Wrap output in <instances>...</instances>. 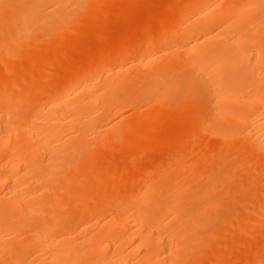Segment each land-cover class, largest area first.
Instances as JSON below:
<instances>
[{
    "label": "bare ground",
    "instance_id": "bare-ground-1",
    "mask_svg": "<svg viewBox=\"0 0 264 264\" xmlns=\"http://www.w3.org/2000/svg\"><path fill=\"white\" fill-rule=\"evenodd\" d=\"M94 2L0 0V264H187L192 245L202 238L196 237L201 227H195L204 226L208 216L219 215L210 207L218 205L224 190L220 197H204L209 188L204 186L241 177L245 182L243 175L251 170L248 179L263 189L257 190L259 194L248 192L249 203L255 205L249 209L264 210V0H185L170 8L172 14L165 19L153 18L160 26L151 29L148 21L141 22L139 32H145L132 48L124 44L133 33L120 34L113 46L99 42L92 49L80 42L75 59L70 61L64 54L68 65L58 59V64L52 61L49 69H42L46 60L57 56L28 51L37 34L43 35L40 41H60L65 38L63 31L78 21L74 19L78 11L93 10L98 6ZM23 59L28 61L25 66ZM20 64L35 80L27 86L17 82L22 76ZM172 67L184 69L177 78L183 80L184 89L178 98L165 101L168 85L161 83L162 74ZM41 69L50 77H40ZM125 85L132 91H125ZM145 105L149 110L144 115L150 121L196 120L183 132L158 139L172 146L170 151L161 146L168 153L167 162L141 171L146 156L142 142L149 133L140 114L144 126L131 121V127L129 121L137 115L128 112ZM125 107H130L129 115L122 111ZM164 123L162 128L167 126ZM111 143L130 149L124 155L120 150L121 173L118 169L111 188L118 190L128 172L134 174V182L130 178L127 192L122 197L116 193L114 201L108 202L102 199L108 196L106 189L94 182L109 173L108 167H98L96 162L104 150L114 148ZM209 156L215 159L207 163L204 159ZM184 164L182 169L199 166L206 172L207 184L201 186L204 180L197 183L199 178L188 172L173 180ZM102 178L99 183L105 182ZM68 201L70 210L62 213L59 208ZM235 202L220 213L225 221L236 222L243 216ZM185 204L195 207L183 225L179 221L186 217L181 210ZM256 262L264 264V256Z\"/></svg>",
    "mask_w": 264,
    "mask_h": 264
},
{
    "label": "rangeland",
    "instance_id": "rangeland-1",
    "mask_svg": "<svg viewBox=\"0 0 264 264\" xmlns=\"http://www.w3.org/2000/svg\"><path fill=\"white\" fill-rule=\"evenodd\" d=\"M97 2V4L99 3L100 4V2L98 1V0H95V2L94 3H96ZM101 2H102V4L103 5H99L98 4V6L97 7H94V9L92 10V9H90L89 7V11H88V8L87 9H84L83 11L81 10V11H78V14L77 15H79L77 18H74V19H78V21H75V20H73V22L72 23H75V24H73V25H69L68 27H70V26H72V27H70V29L68 30V31H63L64 33L63 34H65L64 36H65V38L63 37V38H60V41H58L59 40V38H56V39H54V42L56 43L57 41V44L56 45H51L52 43H54V42H47L45 39H43L42 41H40L42 38H43V35L41 34V35H38L37 34V36H36V39L38 38L39 39V37L41 38V39H37V41L35 42V43H33L32 44V46L31 45H29L31 48H33V49H31V51H30V49H28V51L31 53V52H35V54H43V55H45V56H47V53L49 54V56L48 57H52V56H54V57H56V58H53V59H49V60H46L45 61V63L43 64L45 67H43L42 69H44V70H46V69H49V65L50 64H52V61L54 62V64H58L57 63V60L59 59L60 61H61V63H59V64H64V63H67V65H68V57H64V54L67 56V55H69L70 57H71V59H69L70 61L71 60H73V59H75L76 57H77V52H78V49L80 48V42H84V43H86L88 46H90L92 49H95L97 46H99L100 45V43H101V45H103V46H109V45H111L112 44V46H113V43H115V41L117 42V40H118V38H119V36H121L120 34H125V33H128V34H134V35H132V37L131 36H129V38H128V41L126 40V42H125V44L124 45H129L128 47L130 48L131 46H133V45H136L137 43H138V41H139V39L142 37V35L144 34V32H142L141 30H140V32H139V25H140V23L141 22H143V21H148V23H150V28L152 29L153 27L154 28H156L157 26H160L159 24L157 25V23H159V22H156V20H158V21H160V18H161V20L162 19H165L166 17H168L169 15L168 14H172V12H171V10H170V8L171 9H174V8H176V7H178V6H181L182 4H184V2H185V0H101ZM166 4V5H165ZM93 6V5H92ZM96 6V5H95ZM103 6V7H102ZM91 7V6H90ZM101 9V10H100ZM165 9V10H164ZM86 10V11H85ZM169 10H170V12H169ZM90 11L92 12V18H91V16H90V14H89V16H90V18H88L89 16L88 15H86V14H88V12L90 13ZM93 11H94V13H93ZM86 13V14H85ZM76 15V16H77ZM93 15H94V17H93ZM95 15H97V16H95ZM126 15V16H125ZM153 15V16H152ZM75 16V17H76ZM88 16V17H87ZM156 16V17H155ZM148 17V18H147ZM160 17V18H159ZM150 18V19H149ZM153 18H156V20H153ZM192 20V19H191ZM191 20H189V21H191ZM188 21V22H189ZM77 22V23H76ZM79 22H81V24H79ZM86 23V24H85ZM112 23V24H111ZM127 24H129L128 26H126ZM135 24V25H134ZM155 24V25H154ZM183 24V26H185V24L186 23H182ZM92 25H94V26H92ZM132 25V26H131ZM134 26H136L135 27V29H134ZM152 26V27H151ZM129 29H128V28ZM133 27V28H132ZM180 27H182V26H180ZM108 28V29H107ZM132 29H134V30H132ZM138 29V30H137ZM128 30V31H127ZM130 30H132V31H130ZM155 30V29H154ZM81 31V32H80ZM135 31V32H134ZM78 32H79V35H76V34H78ZM89 32V33H88ZM136 33V34H135ZM88 34H90V35H88ZM93 35V36H92ZM118 35V36H117ZM117 36V37H116ZM125 36H127V35H125ZM81 39H83V40H81ZM86 39H88V40H86ZM101 39H103L102 41H104V42H101ZM90 40H91V42H90ZM106 40V41H105ZM111 42H110V41ZM44 41V42H43ZM98 41V42H97ZM38 42V43H37ZM42 42V43H41ZM96 42V43H95ZM100 42V43H99ZM119 42V41H118ZM118 42L117 43H115V45L116 44H118ZM37 44V45H36ZM96 44V45H95ZM35 46H37V48H34ZM55 46V47H54ZM128 47H126V49L128 48ZM74 48V49H73ZM77 48V49H76ZM123 48H124V46H123ZM128 48V49H129ZM132 48V47H131ZM64 51L65 53H61V51ZM70 50H72V51H70ZM59 52L62 54H59ZM76 52V53H75ZM32 54V53H31ZM34 54V55H35ZM55 54H57V55H55ZM51 55V56H50ZM74 55V56H73ZM59 56H61V58L59 57ZM59 60H58V62H59ZM26 61V62H25ZM21 62H24V63H21V64H23L24 66L25 65H27L28 64V61L26 60V59H23ZM47 62V63H46ZM18 63V62H17ZM27 63V64H26ZM20 64V65H21ZM20 65H17V67L18 68H20V71H21V73H22V76L21 77H18V81L17 82H19L18 84H21V86L22 85H24V83L26 84V86H27V83L29 84L30 82H34L35 80H34V77L33 78H31L30 76H28L25 72H24V70H23V65H21V67H20ZM47 67V68H46ZM41 69V71H39V74H40V77H42V75L44 76L45 74V76H47V78H48V76L50 77V72H47V71H44V70H42ZM49 71V70H48ZM178 71V72H177ZM183 71H184V69H179L178 67H172V68H169L167 71H166V73H163L162 74V77H163V79H162V82L161 83H163V84H167L168 86V88L167 89H165L166 91H164L165 93H163V98L165 99V101L166 100H168L169 101V99H173L174 97L175 98H178V96L179 95H181L182 94V90L184 89V85H183V80H178L177 78H179V75L182 73L183 74ZM173 72V73H172ZM180 73V74H179ZM169 74V75H168ZM177 74V75H176ZM23 76H25V79L23 78ZM181 76V75H180ZM31 79H30V78ZM44 78V77H43ZM47 78H45V79H47ZM175 79V80H174ZM173 80V83H169L170 81H172ZM28 81H30V82H28ZM164 81H166V82H164ZM168 81V82H167ZM181 82V83H180ZM176 83V84H175ZM129 86H131V88L133 87L132 85H128V87ZM25 87V86H24ZM23 88V87H22ZM126 85H125V91H127L126 90ZM130 88V87H129ZM129 88H127L128 90H130ZM178 88V89H177ZM181 88V89H180ZM133 89L135 90V91H137L139 88L137 87V86H135V87H133ZM123 89H121L120 91H122ZM133 90V91H134ZM130 91H132V90H130ZM169 93H168V92ZM175 91V92H174ZM178 91V92H177ZM173 92V93H172ZM0 94H1V92H0ZM120 94H121V92H120ZM123 94H125L124 92H123ZM122 94V95H123ZM165 94V95H164ZM171 94V95H170ZM178 94V95H177ZM172 96H174V97H172ZM177 96V97H176ZM168 97V98H167ZM147 105H145V106H142V107H140L139 109L136 107V109L137 110H135L134 109V107L132 108L131 107V111L130 112H128L129 110H130V107H125V108H127V110L125 109V110H122V111H126L125 113H126V115H129V114H135V115H137L136 116V118L135 119H131L130 121H129V123L130 124H132L131 123V121L132 122H134L135 123V121H138L137 122V124L135 123V125H142V122H140V120H139V118L140 117H144L143 119H142V121L145 123L144 125H147V127L146 126H144V125H142V126H144V129H145V132L146 133H149V134H147L146 135V137H145V139H143V144H144V146L145 147H143L144 148V153H145V155L146 156H144L145 158H143L144 160H142V162L140 163L141 165H140V170L141 171H144L145 169H148V167L149 168H151V167H154V166H158V164L157 163H161L162 162V164H163V162L164 161H166V157H168V155L166 156V154H168V153H165L164 154V151L166 150V151H170V149H172V146H166V145H168V144H163L162 143V141L160 142L158 139H160L161 137H162V139H163V137L165 136V135H171L172 133H174V134H177V133H180V132H183L184 130H186L187 129V127L189 128V127H192L191 125H192V122H193V120L195 121L196 119H192V120H181V121H183V122H181V121H179V122H177L176 120H175V122L174 121H170V123L168 124V121H166L165 119H160L159 121L161 122H155V121H150L151 119H147V116L146 115H144V114H146L147 112H148V106L146 107ZM145 108H147V109H145ZM142 109V110H141ZM180 111H182V110H180ZM123 112V113H124ZM129 114H128V113ZM132 112V113H131ZM134 112H136V113H134ZM124 113V114H125ZM138 114H140L139 116H138ZM176 114V113H175ZM178 114V113H177ZM182 114V113H181ZM134 115V116H135ZM142 115V116H141ZM172 115H174V114H172ZM183 115V114H182ZM138 118V119H137ZM141 119V118H140ZM166 119H170V118H166ZM188 119V118H187ZM189 119H191V118H189ZM134 120V121H133ZM147 120V121H146ZM146 121V122H145ZM158 121V120H157ZM163 122H165L164 123V125L165 124H167V126L165 125V127H163L162 128V125L161 124H163ZM133 123V124H134ZM195 123V122H194ZM132 124V125H133ZM158 124H160V125H158ZM173 125V126H171V125ZM131 125V127H134V125L132 126ZM163 125V126H164ZM130 126V125H129ZM150 127V128H149ZM143 128V127H142ZM152 129H156V130H154V131H152ZM163 130V131H162ZM152 131V132H151ZM164 131H167V132H165L164 133ZM158 132V133H157ZM153 133V134H152ZM157 133V134H156ZM168 133V134H167ZM170 133V134H169ZM151 134V135H150ZM156 134V135H155ZM173 134V135H174ZM159 136V137H158ZM152 137H154L156 140H158L159 142H157V141H151V140H155L154 138H152ZM147 138H149L148 140H146ZM162 139H160V140H162ZM144 141H146V142H144ZM115 142H119V141H115ZM154 142H156L157 144H155V145H158L159 146V143H161V144H163V145H160L159 147H161V146H164V149L165 150H163L162 149V147L159 149V147H157V146H152L153 144H154ZM151 144V146H150V144ZM204 143H205V141H204ZM111 144H113V146H114V148L113 147H109V148H111V149H108V151H110V152H108L107 151V153H105V151L106 150H104L102 153H101V155H99V159L97 158V160H99V161H97L96 162V164L98 163V167H101V168H104V169H106L107 167V170L109 169V173H107V174H104L105 176V178H102L101 176L100 177H98V178H102V179H106L105 180V182H107V183H105L104 182V180H102L100 183L98 182V180L97 179H95V182H94V185H96L98 188H105L106 189V195H108V196H105V195H103V197H102V199H104V200H106V201H108V202H113L114 201V198L118 195V196H120V194H121V196L120 197H122L126 192H127V190L129 189V185H131L130 183H132V182H129L131 179H133V182H134V174H132V172H128L129 174H128V176L126 177V184L124 183V184H122L121 186H123V187H121L120 186V188H118V190H117V188L115 189V188H111V186H112V182H115L117 179L116 178H118L117 177V175L119 174V172H120V170H121V166H120V164H119V160H120V158L121 159H123L124 158V156H121V154L122 155H124V153L126 152V151H129L130 149H128V147H125V145H118L117 143H111ZM117 144V145H116ZM120 144H121V142H120ZM148 144V145H147ZM209 144V143H208ZM124 146V147H123ZM166 146V147H165ZM147 147L149 148V150H147ZM155 148V150L157 151V148H158V150L159 151H155L154 150V148ZM201 148H198V149H200V150H198L199 151V153H200V151H201V149L203 148V146H200ZM125 150H124V149ZM146 148V149H145ZM122 151V153H120L121 151ZM203 150V149H202ZM147 151V152H146ZM161 151H163L162 153H161ZM154 152V153H153ZM113 153V154H112ZM153 153V154H152ZM104 154H106L105 156H104ZM108 154V155H107ZM118 155V157H116L117 155ZM120 154V155H119ZM155 154H156V156H155ZM126 155V154H125ZM152 155V156H151ZM164 155V156H163ZM101 156H103V158L101 157ZM106 156H107V158H106ZM114 156V157H113ZM161 157V158H160ZM163 157H165V160H163L164 158ZM188 157V156H187ZM211 156H209V157H207V159H204V161L205 162H207L208 163V161L209 162H212V160H214L215 159V157L214 156H212L211 158H210ZM116 158H117V160H116ZM150 158V159H149ZM191 158V157H190ZM210 158V159H209ZM104 159H106V160H104ZM110 159V160H109ZM146 159L148 160V161H146ZM157 159V160H156ZM162 159V160H161ZM187 159V158H186ZM114 160H116L115 162H114ZM191 161V159H188V161L186 160V162H190ZM101 161V162H100ZM122 161V160H121ZM120 161V162H121ZM144 161H146V163L144 162ZM154 161V162H153ZM156 161H158V162H156ZM149 162V163H148ZM156 162V164H154ZM167 162V161H166ZM200 162H202V160L200 161ZM111 165H110V164ZM113 163V164H112ZM142 163H144V164H142ZM151 163V164H150ZM165 163V162H164ZM188 163H185V164H187L188 165ZM214 163V162H213ZM185 164H184V166L183 167H181V170H179L178 172H176V173H174L173 174V176H172V178H174L173 180H177V179H180L181 180V177H179L180 176V173H181V175H184V174H182V173H185V172H188L187 174H191L190 176H195L196 178H199V179H197V183L198 182H202L203 180V182H202V185L201 186H204V185H206L207 184V178H208V176H207V174H206V172H202V170L201 169H199L198 167L199 166H197L196 168L194 167H191L190 169H188L187 167H186V169H182V168H185ZM103 165H105L106 167H102ZM144 165V166H143ZM152 165V166H151ZM142 166V167H141ZM189 166H190V164H189ZM118 167V168H117ZM119 169V170H118ZM153 169H155V168H153ZM119 172H118V171ZM188 170V171H187ZM190 170V171H189ZM198 170V171H197ZM111 171V172H110ZM114 173H113V172ZM252 171V170H251ZM251 171H249V173H247V175L246 174H244L243 176H244V179H245V182H242L243 180H242V177L241 178H234V180L233 179H228V180H225L224 182L226 183H222V184H224V185H217V186H211V185H206V186H204L205 187V190H206V188L207 187H209V188H207V191H208V193H210V194H208L207 193V191H206V195H205V193H204V197H217L218 195H220V194H222L221 195V199L220 200H218L219 202H218V205L217 204H213V205H215V206H213L212 207V204H211V207H210V210H213L214 211V213H216V212H218V211H216V210H219V215H213V216H211V218H208V217H210V216H208L206 219H204L203 220V222H202V224L204 225V226H206V227H204V226H202V225H200V226H196L195 228H198V227H201V228H199V229H197V230H200V231H198L199 233H202L203 235H201V234H199V233H197V235H196V237H198V235H199V237H202L201 238V241H200V239H199V241L198 242H196L194 245H192V247H193V249H194V251H193V253H192V255H191V257L190 258H188V262H187V264H242V262H243V264H255V263H257L256 262V260H258V257H262V256H264V210H254V211H252V210H250L251 208L250 207H254L255 205H253L252 203H249L251 200H250V196L252 195V194H254L253 192H255V191H257V190H259V188H262L263 187V185L262 184H259L258 185V183L256 184L255 182H252L251 180H249L248 179V177H249V175L248 174H250L251 173ZM118 172V173H117ZM248 172V171H247ZM89 173V172H88ZM121 173V172H120ZM141 174H143L142 172H140ZM86 174V173H85ZM179 174V175H178ZM196 174V175H195ZM240 174H243V173H240ZM185 175H186V173H185ZM205 175L207 176V178H205ZM187 176V175H186ZM189 176V175H188ZM199 176H201V178L199 177ZM109 177V178H108ZM203 177V178H202ZM246 177V178H245ZM131 178V179H130ZM206 180H205V179ZM101 180V179H100ZM99 180V181H100ZM112 180V181H111ZM115 180V181H114ZM236 180V181H235ZM248 180V182L246 183V181ZM110 181V182H109ZM227 181H230L231 183L229 184V182H227ZM233 181H235V183L236 182H239V184L237 183V185L239 186H237V185H235L234 184V182ZM251 181V182H250ZM128 182V183H127ZM174 182H176V181H174ZM98 183V184H97ZM101 183H103V184H101ZM246 185H245V184ZM253 183V184H252ZM107 184V185H106ZM234 185L233 187H231L230 185ZM241 184V185H240ZM101 185V186H100ZM110 185V186H109ZM196 185V184H195ZM251 185H252V187H251ZM126 186V187H125ZM196 186H198V185H196ZM211 186V187H210ZM224 186V187H223ZM229 186H230V188H232L231 190H229L230 188H229ZM258 186V187H257ZM217 187H219L218 188V190H216L217 189ZM246 187H248V188H246ZM251 187V188H250ZM256 187H257V189H256ZM109 188V189H108ZM127 188V189H126ZM246 188V189H245ZM236 189V191H234ZM239 189H241V190H239ZM248 189V190H247ZM263 189V188H262ZM220 190V191H219ZM222 190H224V192L223 193H220V192H222ZM243 190V191H242ZM245 190L247 191V192H245ZM260 191V190H259ZM259 191H257L258 192V194H259ZM112 192V193H111ZM248 192H249V194H251V195H249L248 194ZM252 192V193H251ZM257 192L255 193V195H257ZM111 193V194H110ZM116 193H117V195H116ZM220 193V194H219ZM244 193H246V194H244ZM114 194V195H113ZM215 194V195H214ZM211 195V196H210ZM213 195V196H212ZM235 195H237V196H235ZM62 196H65V195H61V197ZM110 196V197H109ZM115 196V197H114ZM233 196H235V199H236V202L234 201L235 199H234V197ZM240 198H239V197ZM60 197V198H61ZM66 197V196H65ZM218 197H220V196H218ZM223 197H224V199H223ZM236 197H238V198H236ZM233 198V199H232ZM249 198V199H248ZM62 199H64V198H62ZM219 199V198H218ZM245 201H244V200ZM59 200H61V199H59ZM222 200V201H221ZM229 202V200H230V202L229 203H227V201ZM238 200V201H237ZM221 201V202H220ZM241 201V202H240ZM62 202H64L63 200H62ZM233 202H235V203H237V206H238V208L239 209H241V210H243L242 211V215L244 216V214H245V216H244V218H242L243 216H240V218H239V220H238V218L236 219V222H234V219H232V221L231 222H233V223H236V225H232V223L230 222V220L229 221H225V220H228V219H224L223 217H221V214H224L223 212H226L229 208V206L230 205H232L231 203H233ZM244 202V203H243ZM89 203H90V201H89ZM191 203H194V201L193 202H191ZM239 203V204H238ZM222 204H223V206H222ZM226 204H228V205H226ZM242 204H243V207H242ZM248 204V205H247ZM71 205V202L70 201H68L67 203H66V205L65 206H62L61 208L62 209H60L59 208V210H61V212L63 213V212H69V210H70V206ZM192 205V204H191ZM191 205H188V204H185L184 206H185V208H181V210L183 211V216H186V217H184V219H182V223H181V220L179 221L180 222V224H185L186 222H187V220H186V218H189L188 217V215L190 214V213H194L193 211H194V209H192V208H194L195 206H193L192 205V207H191ZM190 206V207H189ZM221 206L223 207V208H221ZM246 206V207H245ZM59 207V206H58ZM187 207H189V208H187ZM221 208V210L222 211H220V208ZM225 207H227V208H225ZM252 207V208H253ZM51 208V207H50ZM219 208V209H218ZM250 208V209H249ZM52 209H55L54 207L52 208ZM187 209V210H186ZM225 209H227V210H225ZM238 209V210H239ZM254 209V208H253ZM256 209V208H255ZM56 210H57V208H56ZM185 210V211H184ZM210 210H208V211H210ZM225 210V211H224ZM245 210V211H244ZM188 211V212H187ZM191 211V212H190ZM261 211V212H260ZM222 212V213H221ZM243 212H244V214H243ZM249 212H250V214H249ZM221 213V214H220ZM260 213V214H259ZM64 214H66V213H64ZM186 214H188V215H186ZM218 214V213H217ZM261 215V216H260ZM190 216V215H189ZM221 218V219H219V217ZM226 218V217H225ZM211 219V220H210ZM219 221H218V220ZM223 219V220H222ZM262 219H263V221H262ZM205 220H208V226L205 224ZM214 220V221H213ZM217 220V221H216ZM256 220V221H255ZM261 220V221H260ZM220 222H221V224H220ZM227 222H230V226H228L227 227ZM250 222V223H249ZM206 223H207V221H206ZM226 223V224H225ZM252 223H254V224H252ZM183 224V225H184ZM187 224V223H186ZM225 226L226 225V228L224 227V230H225V232L224 233H222V231L221 230H223V225ZM238 224V225H237ZM248 224V225H247ZM250 224H252V225H250ZM257 224V225H256ZM258 224H259V226H258ZM183 225H181L182 227H183ZM196 225V224H195ZM215 225V226H214ZM244 225V226H243ZM188 226H192L191 224L190 225H188ZM222 226V227H221ZM233 226H236L235 227V229L233 228ZM245 226H247V227H249L250 228V230H249V228L248 229H245V228H247V227H245ZM258 226V227H257ZM203 227H204V229H203ZM210 227H212L211 229H213V230H211L210 229ZM219 227H221L220 228V231H219ZM245 227V228H244ZM192 228V227H191ZM194 228V227H193ZM237 228H240V229H237ZM244 228V229H243ZM211 231H210V230ZM217 229H218V232H217ZM230 229V230H229ZM195 230V229H194ZM193 230V231H194ZM214 230H216L215 232H214ZM235 230V231H234ZM203 231V232H202ZM229 231H231V233H233V235H231V233L229 232ZM237 231V232H236ZM245 231V232H244ZM220 232V233H219ZM240 232V233H239ZM218 233V234H217ZM228 233V234H227ZM209 234H211V235H209ZM220 234L222 235V236H220ZM226 234V235H225ZM230 234V235H229ZM242 234H244V236L242 235ZM250 235V237H248L247 238V236H249ZM254 235V236H253ZM68 236V235H67ZM218 236V237H217ZM230 236V237H229ZM233 236H234V238H233ZM241 236V237H240ZM213 237V238H212ZM215 237V238H214ZM222 237V238H221ZM236 237V238H235ZM251 239H253V240H251ZM255 240V241H254ZM203 241V242H202ZM237 241V242H236ZM252 242V243H251ZM200 243V244H199ZM237 243H239V244H237ZM248 243V244H247ZM245 244V245H244ZM260 244V245H259ZM199 245V246H198ZM217 245V246H216ZM242 245V246H241ZM195 246V247H194ZM196 246H198V247H196ZM230 247V248H229ZM211 248V249H210ZM215 248V249H214ZM224 249V250H223ZM232 250V251H231ZM238 254H240V255H238ZM245 254V255H244ZM262 254V255H261ZM237 255H238V257H237ZM216 256V257H215ZM258 256V257H257ZM209 257V258H208ZM243 258H244V260H243ZM256 258V259H255ZM254 259V260H253ZM202 260V261H201ZM240 260V261H239ZM252 260V261H251ZM242 261V262H241ZM246 262V263H245Z\"/></svg>",
    "mask_w": 264,
    "mask_h": 264
}]
</instances>
